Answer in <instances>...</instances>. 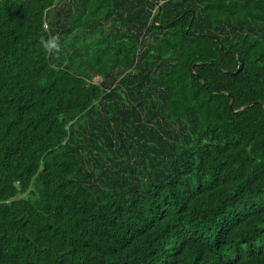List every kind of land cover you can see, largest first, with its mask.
<instances>
[{
    "label": "trees",
    "instance_id": "16d2710c",
    "mask_svg": "<svg viewBox=\"0 0 264 264\" xmlns=\"http://www.w3.org/2000/svg\"><path fill=\"white\" fill-rule=\"evenodd\" d=\"M0 264H264V0H0Z\"/></svg>",
    "mask_w": 264,
    "mask_h": 264
},
{
    "label": "rangeland",
    "instance_id": "374dc122",
    "mask_svg": "<svg viewBox=\"0 0 264 264\" xmlns=\"http://www.w3.org/2000/svg\"><path fill=\"white\" fill-rule=\"evenodd\" d=\"M94 81H95L96 83H98V82H99V79H95Z\"/></svg>",
    "mask_w": 264,
    "mask_h": 264
},
{
    "label": "water",
    "instance_id": "95a60500",
    "mask_svg": "<svg viewBox=\"0 0 264 264\" xmlns=\"http://www.w3.org/2000/svg\"><path fill=\"white\" fill-rule=\"evenodd\" d=\"M122 97L124 98V95H122Z\"/></svg>",
    "mask_w": 264,
    "mask_h": 264
}]
</instances>
